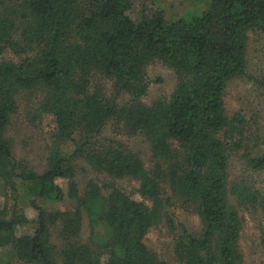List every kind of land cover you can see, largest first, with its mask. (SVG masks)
I'll return each mask as SVG.
<instances>
[{"label": "trees", "instance_id": "16d2710c", "mask_svg": "<svg viewBox=\"0 0 264 264\" xmlns=\"http://www.w3.org/2000/svg\"><path fill=\"white\" fill-rule=\"evenodd\" d=\"M208 2L197 16L170 20L162 9L145 7L132 18L134 0H0V55L27 54L19 62L0 61V184L4 191L20 186L36 210L28 219L0 207V246L15 258L4 264H166L143 242L148 227L163 218L181 264L240 263L242 222L227 180L239 140L229 135L224 92L245 73L247 31L264 32V0ZM154 60L174 70L177 84L168 98L146 104V66ZM26 91L39 94L35 116L50 114L56 124L41 172L16 159L5 136L17 96ZM109 120L114 134L145 137L149 170L134 151L101 137ZM74 158L114 179L138 178L139 192L153 206L118 188L104 195L94 180L81 193ZM249 162L263 169L264 153ZM162 182L166 197L159 195ZM232 191L252 206L264 203V190ZM36 200H72L74 208L47 209ZM169 205L195 212L199 228H175ZM84 218L90 242L79 240ZM32 222L33 235L17 234ZM96 227L104 233L95 235ZM50 228L57 230L58 248L48 239ZM261 236L264 243V225Z\"/></svg>", "mask_w": 264, "mask_h": 264}, {"label": "rangeland", "instance_id": "374dc122", "mask_svg": "<svg viewBox=\"0 0 264 264\" xmlns=\"http://www.w3.org/2000/svg\"><path fill=\"white\" fill-rule=\"evenodd\" d=\"M209 5L208 0H134L130 15L137 18L145 7L147 12L155 8L162 9L166 18L170 20L189 19L199 15ZM246 42V67L245 73L240 77L230 80L224 92V105L227 116L232 121V129L229 131L233 140H239V147L229 154L227 167V180L229 201L236 208L241 219V233L238 243L240 253L239 264H264V243L261 231L264 225V203L252 206L249 200L238 198L232 191L235 187L252 190H264V168L256 169L251 166L249 156L264 153V32L256 28L247 31ZM27 54L18 55L12 50H6L0 55L1 60H13L19 62ZM148 89L141 100L150 104L156 98H168L172 94L177 77L172 68L160 60H154L146 66ZM39 99L35 92H21L17 96L18 109L10 118L5 136L11 142V149L16 159L28 168L41 172L45 168L46 157L49 153L51 137L55 133L56 124L50 114L35 116L32 111L33 104ZM118 101L124 99L120 95ZM230 127V128H231ZM101 137L115 138L128 149L139 155L144 164V169L152 166L151 154L148 142L142 134L126 136L114 134L112 120L106 124ZM72 147L66 146L68 152ZM71 164L75 169V178L79 191L82 193L86 183L94 180L101 192L107 195L113 188H118L136 201L144 202L148 207L153 206V201L141 195L139 192L140 180L138 178L124 177L114 179L104 173L95 171L83 158H74ZM59 184L65 189L66 181L59 180ZM167 183L159 184V195H169ZM35 204L47 209H59L72 211L74 201L64 200L59 203H48L36 200ZM6 206L8 211L33 219L36 210L32 202L23 193V189L17 186L15 191L3 190L0 184V207ZM168 216L173 220L174 227L187 226L190 230H196L200 226V220L195 212L184 210L177 205L167 206ZM36 230L35 223L18 226L17 234L33 235ZM79 240L90 242L91 226L84 218ZM95 235H102L104 230L96 227ZM57 230L49 229L48 239L56 244ZM143 242L157 257L166 264H181L173 253V230L163 220L160 223L148 227ZM7 261H15L10 254L9 246H0V264ZM20 264H34L19 262Z\"/></svg>", "mask_w": 264, "mask_h": 264}]
</instances>
